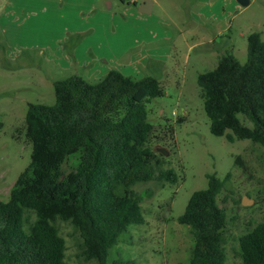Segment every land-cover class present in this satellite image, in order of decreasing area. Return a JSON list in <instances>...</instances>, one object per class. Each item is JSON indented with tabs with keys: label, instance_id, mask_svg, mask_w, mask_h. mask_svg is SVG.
Returning <instances> with one entry per match:
<instances>
[{
	"label": "rangeland",
	"instance_id": "obj_1",
	"mask_svg": "<svg viewBox=\"0 0 264 264\" xmlns=\"http://www.w3.org/2000/svg\"><path fill=\"white\" fill-rule=\"evenodd\" d=\"M152 1V12L145 13L139 10L143 0H0V199L10 198L31 162L28 105L54 104L55 81L78 74L94 82L111 69L134 78L155 76L165 94L147 104L157 127L150 143L157 153L167 151L161 169L175 170L178 182L133 186L146 221L130 226L109 250L107 263L122 258L187 264L194 235L178 217L215 173L228 176L218 196L228 217L227 264H242L240 237L264 221V147L211 132L197 79L226 52L247 61L248 35L258 30L264 38V0L247 6L238 0ZM78 162L79 154L70 156L64 172ZM24 219L29 230L37 214L25 209ZM55 225L66 240L67 264H98L85 259L83 238L70 221L58 219Z\"/></svg>",
	"mask_w": 264,
	"mask_h": 264
},
{
	"label": "trees",
	"instance_id": "obj_2",
	"mask_svg": "<svg viewBox=\"0 0 264 264\" xmlns=\"http://www.w3.org/2000/svg\"><path fill=\"white\" fill-rule=\"evenodd\" d=\"M247 41L246 62L226 52L197 82L214 135L231 142L249 139L264 147L262 32H251ZM54 89V104L28 105L25 135L32 143L31 162L10 198L0 199V264H67L58 219L77 228L86 260L108 264L109 250L121 236L131 225L146 221L133 186L151 180L178 182L175 170L161 169L164 154L150 143L157 127L149 121L147 104L165 94L157 77L134 78L111 69L94 82L71 75L55 81ZM75 154L76 168L65 173L64 163ZM227 178L208 174V186L192 193L178 217L194 235L187 264H227L228 217L218 202ZM25 209L37 214L29 230ZM239 242L242 264H264V221ZM111 264L136 262L117 258Z\"/></svg>",
	"mask_w": 264,
	"mask_h": 264
},
{
	"label": "water",
	"instance_id": "obj_3",
	"mask_svg": "<svg viewBox=\"0 0 264 264\" xmlns=\"http://www.w3.org/2000/svg\"><path fill=\"white\" fill-rule=\"evenodd\" d=\"M240 4L243 6H247L250 3V0H238ZM153 8V1L152 0H143V2L139 5V10L141 12L150 13L152 12ZM159 151L162 153H167V151L164 148H160ZM243 203L248 205L249 202L246 200H243Z\"/></svg>",
	"mask_w": 264,
	"mask_h": 264
},
{
	"label": "crops",
	"instance_id": "obj_4",
	"mask_svg": "<svg viewBox=\"0 0 264 264\" xmlns=\"http://www.w3.org/2000/svg\"><path fill=\"white\" fill-rule=\"evenodd\" d=\"M135 2H137V1H135ZM153 7H154V5H153ZM152 10H153V8H152Z\"/></svg>",
	"mask_w": 264,
	"mask_h": 264
}]
</instances>
